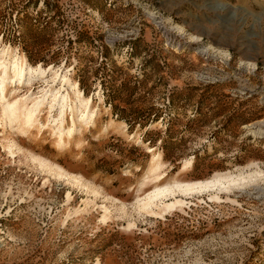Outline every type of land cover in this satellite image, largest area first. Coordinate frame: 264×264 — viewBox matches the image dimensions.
<instances>
[{
    "label": "rangeland",
    "instance_id": "374dc122",
    "mask_svg": "<svg viewBox=\"0 0 264 264\" xmlns=\"http://www.w3.org/2000/svg\"><path fill=\"white\" fill-rule=\"evenodd\" d=\"M0 39L45 71L0 102V264H264V0H0Z\"/></svg>",
    "mask_w": 264,
    "mask_h": 264
},
{
    "label": "bare ground",
    "instance_id": "6f19581e",
    "mask_svg": "<svg viewBox=\"0 0 264 264\" xmlns=\"http://www.w3.org/2000/svg\"><path fill=\"white\" fill-rule=\"evenodd\" d=\"M222 8H226V7L223 6ZM0 43H1V39H0ZM12 53L13 52H11L10 50H1L0 51V56L2 54L5 55V56H7V55L10 56V55H12ZM1 60L2 59H0V69H1V72H0V102L6 101L5 95H6L7 89L5 88V86H6L7 83L16 82V83H19V85L21 86V85H23L25 83V81H26V79H28V77H32L36 73L44 74V72H45V71H42L41 69H35V68L31 67V66H28V64L26 62V59L24 57L18 56L17 58H15L14 62L7 63V64H5V62L1 61ZM69 85L73 89V93H74V96H75L76 100H78L80 103H84V102L90 103L91 102L90 98H88V99L85 98V96L83 95L82 91L79 88V84H69ZM69 99L71 100L69 95H56L54 97L53 101L55 102L54 103L55 105L57 104V105L61 106V108H62V112L61 113H63L64 109L67 108V102H68ZM44 102H45L44 98L36 99L35 103L32 106H26V112L24 110L25 113H22L21 110H20V108L25 106V105L21 106V102L20 101L17 100V101H15L13 103H9L8 107L4 108L5 109L4 112L6 114L5 117L8 118V120L9 119L11 120L9 122L10 124H12L14 122H18L20 118H23L24 119L23 122H25L26 124L32 123L33 120L35 119L36 112L37 111H42L41 108H43V106L45 104ZM51 106L54 107L53 105H51ZM71 108H73V107H71ZM61 113H59V114H61ZM86 116L87 117L90 116V112L89 111L86 113ZM87 117L83 116V117H81V120L84 121L85 118H87ZM19 127H20V125H19ZM23 128L24 129H28V128L22 127V129ZM76 131H77V127H76L75 124H73V127L71 129H69L66 134L64 133V131H62L60 129V131H58L59 132L58 133L59 136H58V139H57L58 147H60L61 149L65 148L66 145H67V142L69 140H71V137L73 136V134ZM9 148H10L11 153L15 154V152L13 151L14 146H10ZM193 164H194V162L192 160L186 161L183 170L190 169L193 166ZM154 165H155V163H154ZM156 167H154V168H156ZM154 168H152V170H154ZM52 170H54V171H56L58 173V177L60 176L61 178H68V179L70 178V179H73V180H77V178L71 177L69 174H67L65 171H63L62 168L59 165H57V164H54V168ZM160 177L161 176H157L156 179L159 180ZM217 179L215 181L214 180L213 181H208L207 180V181H197V182H186V183H183V185H179L178 186V191L179 192L181 191V193H183V194L184 193L188 194L189 192H196V191L200 192V191H203L204 189H208L209 187H211L215 183H221V180L220 179L217 180ZM158 182H160V180ZM156 188L157 189L155 191H152L147 196L145 195V198H143L141 200H138V206H139L140 210H143V211L148 212L150 214L160 215V213H157L158 211L156 212L155 209L161 208L162 209L161 213H162V212L171 211V210L177 208L178 206H181V205L184 204V202L181 201V199L180 200H176L175 202H172V203L164 202L163 200L165 198H167L168 195H172L173 196L174 189L173 190L172 189L168 190V189H163V188L161 189L158 186Z\"/></svg>",
    "mask_w": 264,
    "mask_h": 264
}]
</instances>
